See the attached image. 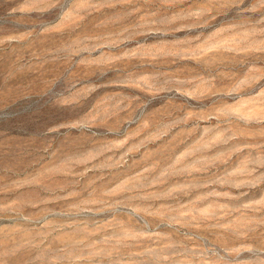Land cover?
Here are the masks:
<instances>
[{"label":"rangeland","instance_id":"374dc122","mask_svg":"<svg viewBox=\"0 0 264 264\" xmlns=\"http://www.w3.org/2000/svg\"><path fill=\"white\" fill-rule=\"evenodd\" d=\"M0 264H264V0H0Z\"/></svg>","mask_w":264,"mask_h":264}]
</instances>
